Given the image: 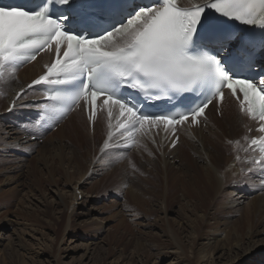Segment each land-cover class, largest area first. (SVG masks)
I'll list each match as a JSON object with an SVG mask.
<instances>
[{"label": "rangeland", "instance_id": "rangeland-1", "mask_svg": "<svg viewBox=\"0 0 264 264\" xmlns=\"http://www.w3.org/2000/svg\"><path fill=\"white\" fill-rule=\"evenodd\" d=\"M10 71L5 73L9 75ZM15 76L7 81L0 77L4 81L1 87L12 85ZM26 94L35 96L38 92ZM0 108L3 111V106ZM41 111L29 117L15 111L9 118L0 117V138L3 124L16 129L24 138L20 142L31 139L27 144L6 148V152L0 147V264H174L173 257L179 258L180 253L188 259L183 264H264V190L262 181L256 178L259 174L252 170L254 161L247 162L252 154L247 142L238 149L246 151L237 156L240 175L229 183L232 189L228 188L245 194L240 207H228L229 190H221L210 201L198 204L186 191L190 183L194 184L192 173L203 175V168L190 142L178 140L174 148L171 146L177 133L164 141L155 131L156 144L148 142L151 156L141 153L142 146L132 141L119 149L110 146L102 151L101 138L95 143L97 153L84 156L78 145L57 135L66 117L58 123L44 119L38 126L34 122ZM48 117L56 120L59 114ZM55 134L57 138L52 136ZM218 142L209 140L213 145ZM52 144L54 147H49ZM68 149L70 153L63 152ZM174 150L179 153L177 161L182 171L189 174L170 168L167 158L174 157ZM94 166L97 175L91 176ZM80 179L78 187L88 203L73 206V194L67 187ZM178 181L187 183L185 190ZM55 195L60 196L61 203ZM82 212L89 216L80 223L78 215ZM178 212L190 219L187 226L197 221V236L180 223ZM234 246L243 251L250 247L255 250L253 255H260L240 256L241 251L237 253ZM210 250L211 255L207 254Z\"/></svg>", "mask_w": 264, "mask_h": 264}, {"label": "snow or ice", "instance_id": "snow-or-ice-1", "mask_svg": "<svg viewBox=\"0 0 264 264\" xmlns=\"http://www.w3.org/2000/svg\"><path fill=\"white\" fill-rule=\"evenodd\" d=\"M240 25L260 31H241ZM53 45L55 58L28 86H59L43 93L45 122L51 119L47 113H57L58 123L73 106L86 109L88 120L95 122L102 97L110 118L119 113V134L137 143V133L163 127L175 136L177 125H198L228 89L240 111L259 122L261 135L251 139L250 147L262 154L254 164L264 190V0H190L185 7L178 0H0V77L36 60L40 52L52 53ZM125 86L137 89L142 99H129ZM182 93L195 94L199 102L174 115L145 111V101ZM23 94L22 88L9 111ZM57 103L63 106L54 107ZM107 127L111 139L114 125L109 121ZM178 140L171 141L173 148Z\"/></svg>", "mask_w": 264, "mask_h": 264}, {"label": "bare ground", "instance_id": "bare-ground-1", "mask_svg": "<svg viewBox=\"0 0 264 264\" xmlns=\"http://www.w3.org/2000/svg\"><path fill=\"white\" fill-rule=\"evenodd\" d=\"M185 2L189 4L190 0H185ZM195 2L200 3L201 0H195ZM54 58H55V52H54V45H53V52L52 53H48L47 50H45L43 52H40L39 55H37L36 60L23 63L18 68L8 69V70H11L10 74L7 75V73H5L7 76L3 75L4 76L3 78H5L3 80L7 81L6 78H8L9 76H12V75H14V76L16 75V76L14 77L15 80H13L15 82L12 85H8L6 87V89L2 88L3 87L2 82H4V81L0 79V95H1L0 96V107L3 106V111H1L2 109L0 108L1 109L0 110V117H3L4 119L9 118L10 116H12L14 114V111H15V114L16 113L20 114L19 116H21V117H23V116L29 117L31 114H34L35 112L41 110L40 105H42L43 103L48 102V101H47V98L40 92V89L35 88V89H31V90L26 91V93L38 92V95L29 96L27 94H23V99L16 101L18 106L12 108V110L9 111V109L11 108V106L13 104V100H14L16 93L19 92L22 88L24 89L28 84H30L39 75L43 74V72L45 70L44 66L46 64H49L51 62V60ZM237 97L239 99H243V96L239 92V90H237ZM81 104H83V101H81ZM102 105H103V99H100L98 101V108L96 111L98 118L95 120V122H90L88 120L89 112L86 109H84L82 107L74 106L71 111H67L66 113L62 114L63 118L66 117V119H65L63 126L60 124V126H59L60 128L57 131V135H59L60 137L64 136L66 139L71 141V143H73V145L74 144L78 145L77 147H79V152H80V150L81 151L83 150L84 152L83 151L82 152H83L84 156L90 155L92 152H94V153L96 152V148H95L96 144L95 143L100 138H101V142H100L101 148L103 149L104 141L106 139H109L107 136V133L109 131L107 125H108L109 121H111V123L114 125V127L112 128L113 137L111 139H109V148L108 149H110V146H112L116 149H119L123 144H125L129 141V140L125 139V136H121L119 134V132H114L117 129L116 125L118 123L117 120L115 119V116L118 115L119 113H118V111H116L114 113L113 117L110 118L108 116L107 111H105L103 109ZM101 112H103V115H101ZM47 114L51 115L53 113H47ZM2 126H3V128H2L3 130L1 132L2 138H0L1 150L5 151L6 148L11 149L16 144L17 145L27 144V141L31 140V139H26V141L20 142V140H23L24 138L19 135V133L16 131V129L13 126L3 125V124H2ZM258 126H259L258 121L251 120L249 117H247L245 114H243L240 111V105H239L238 99L236 97H233L231 95V92L225 91V96H224L223 101L218 105L215 103L213 105H210L209 108L205 110V117L201 118V121L198 125H192L191 123L188 122V123H185L184 125L176 127V132H175V133H177L176 136L179 137V140H181V141L185 140L186 142L188 141V142H190V144H192V146L194 147V150L196 152L195 157L197 160L200 161L201 167L203 168V171H202L203 175H198V174L195 175L192 173L193 178H194V184L190 183L189 184L190 190L186 191V193H189L188 196L191 199L196 201L198 204L199 203L204 204V203H206V201H208V200L210 201V199L212 197H215L219 191L224 190L226 192L229 189H232V188H230L229 183L231 182V180L234 177H236L235 179H237V175L239 174V171H240L238 169V166H237V160H238L237 156L243 152L246 153V151H244L242 149L238 150L240 148L239 146L241 144H245L247 142V149L248 150H249V148L251 149L249 151V155L251 154V152H254L253 148H255V146L250 147V143H251L252 138H257L261 135V133H259L256 130L258 128ZM249 129H251V130H249ZM154 130L155 129H153L152 132L150 134H147V135H141L139 133L136 134L135 140L138 141L137 143L142 146V149L140 151L141 153L147 152V154H149L148 151L150 152V150H151L150 145L154 146L156 144L155 142H153V141H155L154 140L155 137L153 135ZM157 130L159 131L158 132L159 136H162L163 137L162 140H164V141L168 137H170V135L172 134V132H166L163 129V127L159 128ZM240 134H242L241 136L244 138L247 137V139H244V141L241 140ZM49 135H51V134H49ZM52 136L55 138L56 134H55V136L54 135H52ZM175 137H174V139H175ZM211 139H217L219 141L218 144L217 145H213V143L209 144V140H211ZM55 140H57V139H55ZM50 141L52 142L53 140H50ZM148 142H151V144L149 145ZM49 147H54V146L52 144L51 146L49 145ZM93 148H95V150ZM101 148H100V150H102ZM43 150H45V149H43ZM189 150H192V147ZM225 150H228V152L233 153V155H235V156L230 157L229 153H226ZM235 150H237L236 153H235ZM48 151H49V149H48ZM255 151H258V150L256 149ZM63 152L70 153V150L69 151L65 150ZM76 152L78 153V150ZM59 153L63 154L61 149H59ZM134 153H136V152H134ZM147 154H144V155L146 156ZM172 154H174V157L170 156L167 158V160L170 162L169 163L170 168H172L174 170H178L182 174H189V173H187L186 170L182 171L183 170L182 166H180L178 164L177 159H178L179 153L176 154V150H174ZM191 154H194V152H192ZM77 155H79V153ZM261 155L262 154L259 152V157H257L256 159L249 157L248 161L252 162L255 160H259ZM161 156H162V154H161ZM183 159H185V158H183ZM95 166H98V165H95ZM89 167H90V162L88 163L87 169ZM252 170L256 171L255 173L257 175L260 174V170L257 166H253ZM97 171L98 170L96 167L93 170H91V176L97 175ZM81 181L82 180L80 179L78 182L74 183V185H72V186L68 185V187H67V188H69V190L72 191V194H73V198H74L73 206H78L81 203L83 205L88 203V200L85 197H83L82 192H81L80 188L78 187V186H80ZM236 182H237V180H236ZM83 183H84V181H83ZM83 183H81V185H84ZM178 183L180 185V188H182V190H185L184 186H188L187 183H184L181 181L180 182L178 181ZM253 184H255V183H253ZM171 190H173V189L171 188ZM209 193H210V195H209ZM227 194L231 197V199L228 198V200L229 199L231 200L229 203L231 205V207L229 205L228 206L229 208H236L238 206L240 207V205L246 199L245 194H243L240 190H238L236 193L229 190ZM81 195H82V197H80ZM262 196H260L261 199H262ZM79 197L81 198L80 200H79ZM223 197H225V196H223ZM55 199H57V203L58 202L61 203V201H62L59 195H55ZM222 204H221V206H222ZM259 204H260V202H259ZM223 205H225V204H223ZM40 207H42V205H40ZM253 209L255 211L256 207H254ZM179 212H178V214L177 213L176 214H177V217H179L178 220H180V223L185 225L186 227H188V229H190L197 236V229H196V224H195V223H197V221L191 222L190 225H192V226H190V225L187 226V224L190 223V219L188 217H185L184 214L180 215ZM79 215H81V216H79ZM79 215H78V220L80 221V223H82L83 219L86 216H89V213L88 212H82ZM175 217H176V215H175ZM252 225L253 224H251V226ZM195 241L196 240L193 239L191 242L194 243ZM233 248L237 249L236 250L237 253H239L241 251L240 256H249L252 254L251 257H253V256L260 255L259 252H257L256 255H253L255 250H250V247H249V249H247L245 251L240 250L242 248L239 246H234ZM212 252L213 251L210 250V252H208L207 254L211 255ZM180 254H181V256H179V258L177 256L173 257V258H175L174 264H183V263H186V261L188 260L182 253H180ZM180 258H183V260H180ZM171 261H173V260H171Z\"/></svg>", "mask_w": 264, "mask_h": 264}]
</instances>
